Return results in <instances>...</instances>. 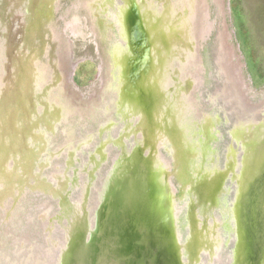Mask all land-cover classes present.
I'll list each match as a JSON object with an SVG mask.
<instances>
[{
	"label": "bare ground",
	"instance_id": "6f19581e",
	"mask_svg": "<svg viewBox=\"0 0 264 264\" xmlns=\"http://www.w3.org/2000/svg\"><path fill=\"white\" fill-rule=\"evenodd\" d=\"M12 1L10 10L18 2ZM88 3L81 2V7ZM108 7L115 9L112 18L119 32L109 57H115L121 68L120 73H114L117 78L121 75L120 81L107 86L112 98L100 105L99 112L103 105L106 110L98 121L99 131L77 140L71 138L74 130L67 128L68 143L54 152L55 156L67 153L71 165L78 152L92 145L94 139L97 145L89 154V165L74 170L75 175L70 177L58 163L51 174L54 183L37 172L36 166L42 170L47 165L49 158L37 160L48 153L50 141L37 132L38 125L43 122L51 128L77 113L83 116L82 108L89 115L95 111L93 103L85 108L74 96L65 99L68 78L59 55L58 80L54 88H48L56 91L43 118H35L38 102L32 98L46 79L49 66L43 65L41 74L34 72L36 62L31 61L11 70L13 77L9 78L12 82L16 79L14 89L0 95V209L8 203L15 206L22 191L34 181L33 189L49 192L54 199L59 197L60 206L66 208L57 225L49 213L51 204H43L40 224L35 226L37 235L17 238L12 254L0 248V260L6 264H131L133 260L135 264H185V255L193 261L201 260L204 252L218 260L226 234L227 242L234 245L232 264H264V102L255 104L246 97L231 52L223 44L216 67L224 86L213 92L208 102L217 105L227 121L233 116L229 130L233 142L226 148V169H204L199 181L194 178L189 185V191L193 190L205 204L210 201L211 208L223 192L228 196L221 210L223 220L212 218L208 224L193 211L190 233L182 243L176 230L180 208L169 182L171 166L160 160L159 147L166 142L172 144L177 161L183 157L182 122L199 129L203 124L208 130L215 123L202 105L200 108L195 94L203 71L199 50L211 31L208 0H110ZM23 27L20 16L14 17L10 28L14 47L20 43ZM12 52L14 56V48ZM25 71L32 73L26 76ZM147 93L159 105L149 102ZM116 115L125 120L124 126L117 123ZM133 117L141 124L132 125ZM117 124L122 127L121 138L132 134L133 128L139 130L134 133L138 138L131 151L123 147L109 165V147L118 144L114 139ZM99 132L103 137L96 141ZM101 170L105 172L103 177L98 176ZM228 181L231 186L224 190Z\"/></svg>",
	"mask_w": 264,
	"mask_h": 264
},
{
	"label": "rangeland",
	"instance_id": "374dc122",
	"mask_svg": "<svg viewBox=\"0 0 264 264\" xmlns=\"http://www.w3.org/2000/svg\"><path fill=\"white\" fill-rule=\"evenodd\" d=\"M84 1L91 3L82 8L81 2ZM109 1L18 0L14 9L10 10L14 1L0 0V95L6 89H14L12 84L15 85L16 79L13 82L10 79L13 77L12 71L16 68L19 70L22 64L29 61L36 62L33 70L39 74H41L40 70L43 65L49 66L46 79L38 85L32 98L38 102L37 107H34L35 118L41 116L43 118L49 109L48 103L52 93L56 91V88L52 91L48 88H52L58 80L57 61L59 55L65 65L64 69L68 78V83L65 85V99L68 100L69 96H74L79 99L83 107L88 108L93 103L95 108L92 115H89L82 108L83 116H81V112L77 113L54 124V127L51 128L43 122L38 125L37 132L42 134V138L50 141L48 153L43 154L37 160L38 163L49 158L46 161L47 165L42 170H38L37 166L36 168L38 175L48 179L50 183L55 181L52 180L51 174L56 167H59L58 163L64 167L70 177L75 175L74 170L89 165V154L95 150L97 145L94 139L90 143L92 145L85 146L78 152L71 165L68 163L67 153H62V156H55V153L59 147L66 146L69 141L66 134L67 128L74 130V136L71 138L77 140L87 139L89 134L95 133L97 129L99 131L97 128L98 121H102L106 110V105H103L102 111L99 112L100 105L103 100L112 98V94L106 91L107 86H111L112 82L115 84L116 80L120 81L121 75L117 78L114 77L116 76L114 73H120L121 68L114 65L115 57L113 60L109 57L112 53L111 44L118 39L116 35L119 33L118 26L114 24L112 18L115 9L111 10L108 7ZM208 4V20L211 24V31L199 50L203 71L199 85L195 86V94L198 96L200 108L202 105V109L211 114L210 116L213 117V120L215 119V123L210 130L204 128L205 125L203 124L202 129H199L197 125L191 127L190 122L181 123L183 157L180 161L175 159V152L170 142L160 144L159 147L160 160L169 163L171 166L169 182L174 186L177 207L180 208V213L176 219V230L182 237V243L187 241V236L190 233L189 218L193 211L198 217L200 216L199 220L203 219L208 224L212 218L223 220L221 210L225 205V198L228 197L223 192L217 197L216 204L212 205L211 208L209 207L210 201L205 204L199 201L193 190L189 191L190 181L194 178L199 181V176L204 169L207 170V168L216 166L222 170L226 169V148L233 142L229 135V130L232 129L234 122L233 116L230 117V121H227L224 113H221L217 108L218 106L208 102L210 95L224 86L216 67L218 53L222 52V44L231 52L232 63L239 72L238 81L249 101L257 104L264 99V0H221L218 2L208 0ZM17 16H20L22 20L24 31L19 45L14 47L15 43L14 40H11L10 28L11 21ZM13 48L14 56L12 55ZM101 71L102 79L100 80ZM25 72L26 76L32 73V71ZM32 99L30 98L28 101ZM147 99L149 102L159 105L158 101L154 97L152 98L149 93H147ZM195 118L198 119L197 116ZM116 121L118 124L125 125L123 123L125 120L121 121V117L118 115H116ZM204 122L205 120H203ZM118 124L114 133V139L117 138L118 144L113 143L109 147L110 154L107 156L109 165L113 162L112 157L123 152L121 150L123 147L131 151L132 147H135V145L132 146L134 141L138 138V136L134 138L139 132L136 128H133L132 134L128 133L130 135L127 134L121 138L120 135L123 134H119V132L122 127ZM131 124L135 126L141 123L137 117H133ZM102 137L103 134L99 132L95 136L96 141L101 140ZM27 140H29L28 143H32L30 138ZM35 144L37 150L39 146L38 143ZM188 146L192 148V152ZM234 147L238 152L241 151L237 145ZM128 156L130 155L126 154L125 157ZM185 164L189 168L185 169ZM182 173L188 180H184ZM104 175V170H101L98 176L103 177ZM33 183L27 185V189L22 191L15 206L9 207L10 204L8 203L5 205V209H0V239L2 241L0 248L5 254L14 253L17 238L26 235L29 238H34L37 235L35 234V226L40 224L39 214L43 204L48 202L51 204L49 213L52 214L51 217L55 218L57 225L60 222H58L60 214L63 213V210L66 211V208L60 206L59 197L54 199L49 192L33 189ZM227 186L230 187L231 182L228 181L223 186L224 190ZM72 187L70 186L69 189ZM189 204H192L193 207H188ZM3 218L6 220L4 221ZM223 230L224 225L221 224L220 231ZM37 238L39 237L37 236ZM227 240L228 236L223 234L221 248L218 251V260L217 258L211 259L204 252L201 254V260L195 259L196 261L190 260L189 255H185V264L188 262L190 264H210L212 260L213 264H232L230 254H232L231 249L234 245ZM0 264H6V262L1 258ZM138 264L141 263L138 262Z\"/></svg>",
	"mask_w": 264,
	"mask_h": 264
},
{
	"label": "water",
	"instance_id": "95a60500",
	"mask_svg": "<svg viewBox=\"0 0 264 264\" xmlns=\"http://www.w3.org/2000/svg\"><path fill=\"white\" fill-rule=\"evenodd\" d=\"M102 65H103V62H102ZM101 68H102V67H101ZM101 77H102V71H101V73H100V80L102 79ZM100 80H99V82H100ZM97 85H98V84H97ZM263 102H264V99L260 102V105H261ZM131 264H135V260H133ZM137 264H138V262H137Z\"/></svg>",
	"mask_w": 264,
	"mask_h": 264
},
{
	"label": "flooded vegetation",
	"instance_id": "af4514ba",
	"mask_svg": "<svg viewBox=\"0 0 264 264\" xmlns=\"http://www.w3.org/2000/svg\"><path fill=\"white\" fill-rule=\"evenodd\" d=\"M139 49H140V48H139ZM112 60H113V58H112ZM140 63H142V60H140ZM114 65L117 66V63H115ZM117 67H118V66H117ZM117 74H118V73H117Z\"/></svg>",
	"mask_w": 264,
	"mask_h": 264
}]
</instances>
